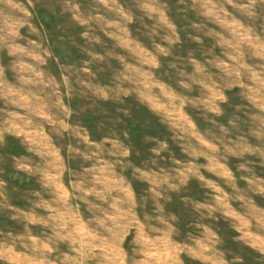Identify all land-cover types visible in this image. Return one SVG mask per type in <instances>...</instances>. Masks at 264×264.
<instances>
[{
    "label": "rangeland",
    "instance_id": "374dc122",
    "mask_svg": "<svg viewBox=\"0 0 264 264\" xmlns=\"http://www.w3.org/2000/svg\"><path fill=\"white\" fill-rule=\"evenodd\" d=\"M0 264H264V0H0Z\"/></svg>",
    "mask_w": 264,
    "mask_h": 264
}]
</instances>
